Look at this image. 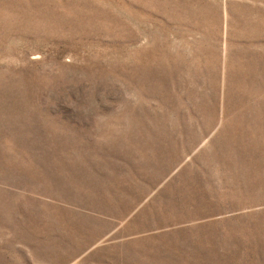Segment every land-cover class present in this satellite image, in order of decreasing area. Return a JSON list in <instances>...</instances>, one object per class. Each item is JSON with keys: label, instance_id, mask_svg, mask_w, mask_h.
Masks as SVG:
<instances>
[{"label": "rangeland", "instance_id": "rangeland-1", "mask_svg": "<svg viewBox=\"0 0 264 264\" xmlns=\"http://www.w3.org/2000/svg\"><path fill=\"white\" fill-rule=\"evenodd\" d=\"M0 264H264V0H0Z\"/></svg>", "mask_w": 264, "mask_h": 264}]
</instances>
